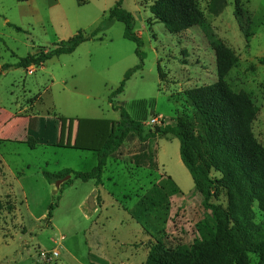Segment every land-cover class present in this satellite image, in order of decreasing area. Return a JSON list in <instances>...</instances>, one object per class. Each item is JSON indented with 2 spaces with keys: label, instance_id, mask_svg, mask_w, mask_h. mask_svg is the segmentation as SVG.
Returning a JSON list of instances; mask_svg holds the SVG:
<instances>
[{
  "label": "rangeland",
  "instance_id": "rangeland-1",
  "mask_svg": "<svg viewBox=\"0 0 264 264\" xmlns=\"http://www.w3.org/2000/svg\"><path fill=\"white\" fill-rule=\"evenodd\" d=\"M59 1V7L47 13L43 9L34 19L27 5L0 0V68L15 65L39 48L52 50L80 31L91 34L116 2L88 0L78 6L76 0ZM155 1L123 2V9L135 19V33L144 42L141 52L145 58L142 69L125 83L124 92L114 98L113 105L122 106L146 131L150 128L143 122L152 117L163 118L166 125L178 118H192L194 111L185 94L217 82L212 44L220 40L237 56L224 81L234 93L244 92L256 107L252 133L264 148V65L259 63L264 59V0H239L240 17L235 14V0H217L213 6L212 0H194L202 23L177 35L169 34L149 13ZM223 3L225 7L216 14L214 6ZM123 31V25L115 22L101 35V41L86 42L74 53L55 57L37 69L12 67L0 74V175L5 183L0 191V264H140L155 238H166L171 247L189 246L198 222L207 220L215 227L212 214L201 207V197L194 191L191 176L179 157V142L173 137L146 144L128 139L104 174L105 180L112 175L105 188L114 196L106 197L105 206L96 210L88 206L93 182L72 179L71 184L56 186L48 185L42 177L43 172L56 173L65 168L83 173L94 168V155L81 151L91 123L79 120L118 119V111H113L108 98L126 71L139 63L135 45L123 38ZM140 101L147 103L144 112L136 109ZM54 115L67 119L61 122L58 146L30 150L17 143L26 136V118ZM5 140L8 142H1ZM143 150L157 154L159 169L180 191L148 216L151 234L146 240L137 234L138 230L148 231L144 224L136 223L123 211L163 174L153 175L131 163L130 158ZM57 196V208L47 224L49 207ZM214 203L225 209V193ZM253 212L255 223L261 224L263 213L257 203ZM263 240L261 226L256 241ZM133 249L136 257L130 256ZM54 251L57 257L52 256ZM42 252L48 255L42 257ZM249 260L250 264H259L255 255Z\"/></svg>",
  "mask_w": 264,
  "mask_h": 264
},
{
  "label": "trees",
  "instance_id": "trees-1",
  "mask_svg": "<svg viewBox=\"0 0 264 264\" xmlns=\"http://www.w3.org/2000/svg\"><path fill=\"white\" fill-rule=\"evenodd\" d=\"M25 3L29 0H16ZM217 0H212V6ZM88 0H77L84 6ZM124 0H116L113 9L91 33L80 31L66 41L54 45V49L39 48L34 54L20 59L15 65H4L0 74L10 68H40L55 57L70 55L89 41H101V35L115 22L123 25V38L135 45V56L139 63L124 74L119 87L113 91L108 103L119 112V119L82 120L90 122L91 132L83 150L97 155V164L89 172H75L69 169L57 173L43 172L42 177L48 184H55L68 175L83 183L94 181L101 184L104 168L122 145L131 138L146 144L168 136L179 142V157L191 176L194 191L201 197V207L210 212L215 219L212 228L207 220L194 226L195 237L191 245L171 247L166 238H155L151 244L144 264H250L249 256L259 258L264 264V240L256 241L260 227L264 226V148L255 140L252 133L257 109L244 92L234 93L224 81L226 75L237 63V56L220 40L212 44L215 52L217 82L193 88L186 92L188 103L193 108L192 118H178L174 124L144 130L122 106H114V98L124 92L125 83L143 67L144 54L141 52L143 40L135 33L133 15L123 9ZM225 4L214 6L220 13ZM239 0H235L236 17L243 15L239 10ZM153 19L164 26L171 35L181 34L202 23V14L194 0H156L149 8ZM251 26V21L249 22ZM9 25V24H8ZM17 32L20 28L9 25ZM243 28L244 24L240 23ZM247 26L246 31L251 32ZM246 38V37H245ZM247 40V38H246ZM259 63L264 65V59ZM160 72L158 68V73ZM160 75V74H159ZM138 111H145L146 102L136 104ZM61 119L56 117H30L25 120L26 136L17 143L26 145L30 150L37 145L56 147L59 143ZM1 142H8L7 140ZM76 149V148H75ZM154 152L142 151L133 155L131 163L140 169H158ZM222 193L226 195V208L214 203ZM180 194L175 182L163 174L157 183L144 191L132 208L124 211L138 224H144L152 213L161 210L172 197ZM59 197L50 205L46 222L49 224L52 211L57 208ZM257 203L263 213L261 224L255 223L253 205Z\"/></svg>",
  "mask_w": 264,
  "mask_h": 264
},
{
  "label": "crops",
  "instance_id": "crops-1",
  "mask_svg": "<svg viewBox=\"0 0 264 264\" xmlns=\"http://www.w3.org/2000/svg\"><path fill=\"white\" fill-rule=\"evenodd\" d=\"M76 3H77V0H76ZM18 4H21V3H18ZM22 4H25V5H27V7L29 8V10H30V12H28L29 13V15H33L34 17V19L37 17V15H38V12H40L41 13V11H43V9L46 11V13L48 12V10L50 11V10H52V9H55V8H57V7H59L60 5H61V3H60V1L59 0H29L28 2H25V3H22ZM63 10L65 11V9L63 8ZM45 11H44V13H45ZM31 13V14H30ZM45 19H47V16H46V18ZM6 22H7V20H5ZM5 22V23H6ZM8 23V22H7ZM6 23V24H7ZM35 23H36V21L35 22H30L29 23V25L28 26H33V25H35ZM38 23V22H37ZM85 44V43H84ZM83 45V44H82ZM81 46V45H80ZM79 46V47H80ZM78 47V48H79ZM77 48V49H78ZM76 49V50H77ZM36 71V70H35ZM34 71V72H35ZM115 104V103H114ZM110 105V104H109ZM111 106V105H110ZM112 108V107H111ZM114 111V110H113ZM116 112V111H115ZM32 117H36V116H32ZM40 117V116H39ZM54 117H56L55 115H54ZM56 118H58V117H56ZM159 118V117H158ZM161 118V117H160ZM27 119V118H26ZM62 121H67V119H63V118H60ZM118 119H119V112H118ZM118 119H99V120H114V121H116V120H118ZM163 119V118H162ZM82 120H96V119H80L79 121L80 122H82ZM61 121V122H62ZM70 121H73V119H70ZM170 137L171 136H168V139H170ZM62 139V136H59V143H60V140ZM87 139H88V136H86L85 137V139H84V141H83V143L81 144V146H85L86 145V142H87ZM59 143H58V145H59ZM39 146H42V145H37L35 148H37V147H39ZM68 148H70V149H74V150H79V147H68ZM76 148V149H75ZM81 151L83 152V153H85V154H93L94 155V157L96 158V164H97V155H96V153H94V152H91V151H87V150H83L82 148H81ZM157 155V154H156ZM0 160L2 161V159H1V157H0ZM2 163H3V161H2ZM109 163H112L113 164V162H111V159H108V162H107V165H106V167L104 168V172H103V175H102V179H101V184L99 185V186H96L95 185V183H94V181H89V182H93V187H92V189H91V191L93 190V191H95L96 192V197H95V199H94V210H96L97 209V207L98 208H102V206H105V198L106 197H113L114 195L113 194H109L108 193V191L106 190V188H105V182H107V183H109V182H111L112 181V175H109V178L108 179H104V174H105V171H106V169H107V166H108V164ZM96 164H95V166H96ZM115 165V164H114ZM157 165H158V163H157ZM94 166V167H95ZM65 169H69V168H65ZM65 169H62V170H65ZM62 170H60V171H62ZM69 170H72V169H69ZM72 171H74V170H72ZM59 172V171H58ZM76 172V171H75ZM154 173H153V175H155V174H157V173H163V174H165L163 171H161L160 169H159V166H158V169L156 170V171H153ZM57 173V172H56ZM162 174V175H163ZM3 175H5V173L3 174ZM159 179H160V177H158V180H157V182L159 181ZM156 182V183H157ZM48 184V183H47ZM3 185H5V183H4V178H3V176H2V174L0 175V191H2V187H3ZM48 185H52V184H48ZM54 185V184H53ZM152 185H150L149 186V188L151 187ZM90 191V192H91ZM0 196L2 197V195L0 194ZM137 200H138V198L135 200V201H132V202H129V206H128V208H126V209H130V208H132L133 207V205L137 202ZM130 203H131V205H130ZM133 204V205H132ZM124 211V210H123ZM126 212V211H125ZM127 213V212H126ZM138 230V229H137ZM137 234L140 236V238H142L143 240H146V239H148L149 237H150V235L148 234V233H146V232H144V233H141L139 230L137 231ZM134 240H138L137 238H135ZM133 254H130V256L131 257H136V250H134L133 249ZM149 252V251H148ZM147 255H148V253H147ZM147 255H146V257H145V260L143 261V262H140V264H144L145 263V261H146V258H147ZM133 262H135V261H133ZM137 262V261H136ZM136 262H135V264H136ZM101 264V263H100Z\"/></svg>",
  "mask_w": 264,
  "mask_h": 264
},
{
  "label": "built area",
  "instance_id": "built-area-1",
  "mask_svg": "<svg viewBox=\"0 0 264 264\" xmlns=\"http://www.w3.org/2000/svg\"><path fill=\"white\" fill-rule=\"evenodd\" d=\"M162 123H163V120L161 118L152 117L149 119V121L143 122V125L149 127L150 129H153L154 127L161 126ZM51 254H52V256H55V257L58 256V253L56 251L52 252ZM47 255H48V253H44V252L41 253L42 257H46Z\"/></svg>",
  "mask_w": 264,
  "mask_h": 264
},
{
  "label": "water",
  "instance_id": "water-1",
  "mask_svg": "<svg viewBox=\"0 0 264 264\" xmlns=\"http://www.w3.org/2000/svg\"><path fill=\"white\" fill-rule=\"evenodd\" d=\"M70 179H71V176L68 175V176H66L65 178H63L62 180L57 181L55 184H56V186H58V184L65 183V182L69 181ZM95 195H96V192L93 191V192L91 193L90 197H89V200H88V206H89V208H90L91 210H93L94 207H95V206H94V197H95Z\"/></svg>",
  "mask_w": 264,
  "mask_h": 264
}]
</instances>
